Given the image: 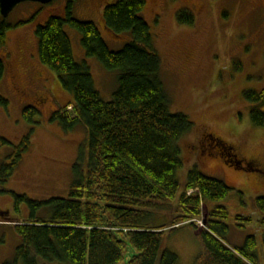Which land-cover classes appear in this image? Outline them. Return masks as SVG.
<instances>
[{"label": "trees", "instance_id": "16d2710c", "mask_svg": "<svg viewBox=\"0 0 264 264\" xmlns=\"http://www.w3.org/2000/svg\"><path fill=\"white\" fill-rule=\"evenodd\" d=\"M74 1L66 0L64 12L49 16L36 27L35 35L40 63L57 75L61 87L73 98L50 120L65 131L78 125L86 128V167L74 166L75 179L66 198L36 201L4 191L3 185L31 149L30 136L21 138L0 168V193H10L16 203L25 202L31 212L27 221L15 226L20 244L14 258L3 264H178L175 253L161 250L163 234L199 219L205 202H219L231 189L194 167L177 197L181 141L194 124L186 115L169 110L160 76L161 57L154 48L149 25L140 15L146 0H114L104 7L105 29L116 38L126 31L132 36L118 51L108 48L93 22L73 16ZM176 18L184 24L194 23L187 10L178 11ZM65 25L79 31L87 57L118 71L111 101L100 97L86 62L75 61ZM9 28L0 14V45L5 43ZM4 73L0 58V81ZM243 97L255 105L250 110L253 124L264 128V90L244 91ZM0 103L7 105L1 97ZM39 114L36 105L22 108V117L31 125L39 123ZM203 142L217 147L215 155L219 154L224 163L264 172L256 161L241 163L234 147L218 138L202 134L199 144L203 146ZM6 144L10 143L0 137V147ZM174 203L176 216L168 225L147 224L154 210L171 209ZM254 204L262 213L258 222L264 229V197H257ZM40 209H48L51 215L45 220L38 218ZM209 209L206 228L200 229L203 252L196 264H259L255 236H247L239 247L230 246L225 240L229 227L224 222L228 209ZM236 220L249 222L251 218L238 216ZM261 246L264 256V230Z\"/></svg>", "mask_w": 264, "mask_h": 264}, {"label": "rangeland", "instance_id": "374dc122", "mask_svg": "<svg viewBox=\"0 0 264 264\" xmlns=\"http://www.w3.org/2000/svg\"><path fill=\"white\" fill-rule=\"evenodd\" d=\"M113 1L75 0L73 16L93 22L108 48L118 51L132 36L126 31L116 38L105 29L102 12ZM260 3L261 0H146L140 15L149 25L154 48L161 57L160 76L169 110L186 115L194 124L181 141L177 197L194 167L207 177L223 181L231 189L228 196L219 202H205L202 217L197 220H205L212 206L226 207L229 211L224 220L229 227L226 242L239 247L247 236H255L259 264H264L261 246L264 229L258 222L262 213L254 204L257 197H264V172L224 163L215 155L218 149L208 151L199 144L202 134L211 135L232 145L241 163L256 161L264 171V128L253 124L250 110L255 105L243 97L244 91L264 90V19L258 9ZM65 5L66 0L17 4L5 18L11 28L6 32L5 43L0 45V58L5 64L0 97L7 101L6 106L0 103V137L10 143L0 147V168L22 137L29 135L31 140L30 152L24 155L3 190L36 201L66 198L75 179L74 166L86 167L85 150L83 153L86 128L78 125L65 131L50 120L55 111L73 98L61 87L57 75L38 59L35 29L49 16L61 15ZM180 10L193 15L192 25L177 20L176 13ZM64 29L75 61L86 62L100 97L111 101L118 85V71L104 68L95 57H87L79 31L68 25ZM28 104L38 107L36 125L22 117V108ZM175 207L174 203L171 209L154 210L147 224L168 225L176 216ZM0 212L7 214L8 219L5 214L2 217L6 221L22 223L28 220L31 211L25 202L16 203L10 193L2 192ZM50 215L48 209L36 212L43 220ZM238 216H249L251 220L237 221ZM19 244L13 226H0V264L14 258ZM164 249L178 256V264H196L203 252L200 228L187 224L167 230L161 242V250Z\"/></svg>", "mask_w": 264, "mask_h": 264}, {"label": "water", "instance_id": "95a60500", "mask_svg": "<svg viewBox=\"0 0 264 264\" xmlns=\"http://www.w3.org/2000/svg\"><path fill=\"white\" fill-rule=\"evenodd\" d=\"M37 2L41 4H48L52 2V0H0V14L3 18H7L9 13L13 10V8L22 2Z\"/></svg>", "mask_w": 264, "mask_h": 264}, {"label": "flooded vegetation", "instance_id": "af4514ba", "mask_svg": "<svg viewBox=\"0 0 264 264\" xmlns=\"http://www.w3.org/2000/svg\"><path fill=\"white\" fill-rule=\"evenodd\" d=\"M189 1L192 2V0H189ZM258 9L260 10L262 17L264 19V0H261V3L259 4ZM203 147L206 148L208 151L217 150V147H215L214 145H211V143L209 142L203 143ZM217 156L219 157V154H217Z\"/></svg>", "mask_w": 264, "mask_h": 264}, {"label": "crops", "instance_id": "0c3cea01", "mask_svg": "<svg viewBox=\"0 0 264 264\" xmlns=\"http://www.w3.org/2000/svg\"><path fill=\"white\" fill-rule=\"evenodd\" d=\"M15 175V174H14ZM14 177V176H13ZM3 216L0 215V226H3V225H9V226H13L15 228L16 224L17 223H14V222H10V221H6L2 218ZM24 221H27V220H23L22 222Z\"/></svg>", "mask_w": 264, "mask_h": 264}]
</instances>
